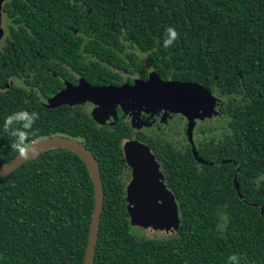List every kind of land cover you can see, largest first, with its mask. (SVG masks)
Wrapping results in <instances>:
<instances>
[{
    "label": "trees",
    "instance_id": "1",
    "mask_svg": "<svg viewBox=\"0 0 264 264\" xmlns=\"http://www.w3.org/2000/svg\"><path fill=\"white\" fill-rule=\"evenodd\" d=\"M168 27L179 39L165 49ZM1 29L0 87L16 78L50 99L77 80L118 85L150 71L220 100L218 124L194 138L212 165L187 141L178 152L143 141L170 177L177 217L174 232L150 239L128 220L126 125H97L83 104L46 108L16 85L0 92V167L18 154L3 125L19 111L39 114L25 147L59 137L93 158L102 204L92 264H264V0H5ZM93 204L73 152L25 161L0 180V264H83Z\"/></svg>",
    "mask_w": 264,
    "mask_h": 264
},
{
    "label": "water",
    "instance_id": "2",
    "mask_svg": "<svg viewBox=\"0 0 264 264\" xmlns=\"http://www.w3.org/2000/svg\"><path fill=\"white\" fill-rule=\"evenodd\" d=\"M4 1L5 0H0V38L2 36L1 7ZM11 85H16L17 87L33 93L39 103L46 108H56L61 105L72 106L84 102H93L98 106H101L107 115H109L113 106L117 104H119L123 113L126 112L124 107H130V109L135 107L138 109L142 105H147L152 108L163 109L169 113L180 114L187 120L185 136L190 146L192 157L198 163L212 165L202 162L197 157L191 141V133L195 120L198 119L197 112H209L203 111L208 107V104H203V102H208V95L210 94L199 85L160 81L157 76L151 72L145 81L135 80L132 85L124 84L118 87H91L84 82H79L75 88L68 87V94L66 98L62 100H57L60 92L50 99H44L36 89L26 86L22 80L16 78L9 79L4 87H0V92H7ZM61 92H63V90ZM191 97L196 98V101L192 102ZM54 148H64L76 154L85 164L93 184L94 204L83 262V264H92L98 220L102 204V191L96 164L89 152L81 144L71 139L59 137L44 138L31 143L25 147L26 154L24 157L17 154L0 167V180L13 169L35 155ZM128 164L130 167L133 166L132 170L134 174L137 169L135 166L136 163L132 164V162L128 160ZM133 179L131 186L135 184L133 183ZM126 195L130 203L129 206H131V197L133 195L131 189L127 191ZM143 198L142 221L144 226L151 231L161 234L169 233L168 235H170L173 231L175 221H177L176 205L172 195L169 194L163 186L154 181L146 186ZM130 208L131 207H129V210ZM134 226L136 227L135 224Z\"/></svg>",
    "mask_w": 264,
    "mask_h": 264
},
{
    "label": "flooded vegetation",
    "instance_id": "3",
    "mask_svg": "<svg viewBox=\"0 0 264 264\" xmlns=\"http://www.w3.org/2000/svg\"><path fill=\"white\" fill-rule=\"evenodd\" d=\"M149 72L150 71H145V78H143V79L139 75H123L122 74V78H123L122 83H120L118 85H106V86L107 87L108 86L118 87V86H121L124 84L132 85L133 81H135V80L145 81V80H147L148 75L151 73V72L150 73ZM126 79H128L129 84L125 82ZM78 83H79V80H77V83L75 85H70V86L66 85L65 87H67L66 89H68V87L75 88ZM106 86H101V87H106ZM96 87H100V85L99 86L97 85ZM59 90L61 92L62 88ZM82 104L87 105L88 111L90 110V112L93 108V112H95V115L97 113V110L99 113V109H98L97 104H95L93 102H84ZM82 104H79V105H82ZM94 105L97 106V110L95 109ZM218 108H219L218 111L220 113V117H222V114H223L222 108H221V106H218ZM148 109H152V107H150ZM112 110H113V112H112ZM112 110L110 111V113L111 112L112 113L111 114L109 113V116L107 115V119L104 122L95 121V119H94L95 115H93L94 113H92L91 117H92V120L97 125H100V126L111 127L117 120H120L124 125L127 126V128H128L127 132L129 134L130 138L129 139H123L121 141V154H122L123 159L127 158L126 155L123 153V150H122L123 144L126 142L132 141L136 144H140V145L144 146L145 149L148 150V152H149L150 148L147 145H145V143L143 141L149 142L152 146H154V145L157 146V144L159 145V144H162L163 142H165L166 144L170 145V146L166 145L169 150H172L174 152H178L179 150L182 149V145H181L182 141H185V142L187 141L186 136H185V130H186L185 127L187 126V122H186V119L183 116H181L180 114H173V113H169L168 111H165L163 109L155 108V110H158L160 113L158 114V116H150L151 112H147V110H145L144 113L140 112L141 114H139L135 118L137 121L135 120L133 122V125H132V123H130L131 121L129 119V116L121 111L119 104L114 105ZM163 112H166V114H167L164 117V120L159 118L161 116V114H163ZM100 119H102V118L100 117ZM163 121H164V123L161 125V128L158 129L157 128L158 123L163 122ZM205 121H207V120H203L201 122H199L198 120H195V124H194L193 130H192V133H191V141L193 143V146H194V141H195L194 138L197 135H199L200 125L203 124ZM139 122H142L141 126H139ZM156 132H157V137H154L153 135L156 134ZM172 135L178 137L180 145H174L171 143L170 137ZM189 148H190V146H189ZM134 152H135V149H134ZM141 155L144 156V154H141ZM156 163L158 165V170L161 174L160 176H158L159 183L161 185L163 184L164 185L163 188H165V190L169 194H171L170 190L166 187V183H168V181L170 180V177L163 170V168H164L163 165H160L158 163V161ZM124 165L126 167V162L124 163ZM127 167H126V175L128 176V181H129L131 176L133 175V170L129 169V167L128 168Z\"/></svg>",
    "mask_w": 264,
    "mask_h": 264
},
{
    "label": "rangeland",
    "instance_id": "4",
    "mask_svg": "<svg viewBox=\"0 0 264 264\" xmlns=\"http://www.w3.org/2000/svg\"><path fill=\"white\" fill-rule=\"evenodd\" d=\"M67 94H68L67 89L63 90V92H60V95L57 100H62L66 98ZM191 100L192 102L196 101V98L191 97ZM203 104H208V107L205 108L203 111H209V112L208 113L207 112L200 113V111L197 112V116H198L197 120L199 122L203 120H207L203 124L200 125V129L212 128L213 124L215 123L218 124L219 119L217 120L215 113H217L219 110L218 106H220V100L215 99L212 95L211 96L208 95V102H203ZM94 107L97 110V106L94 105ZM148 108L150 107L147 105H142L138 109H136L135 107H132L131 109L130 107H124V110L126 111L125 114L129 116V119L131 121L130 123H132L133 125V122L136 120L135 118L139 114H141L140 112L144 113L145 110H147V112H151L150 116H158V114L160 113L158 110H155V108H152V109H148ZM98 109H99V113L97 110L96 115H95V112L93 114L95 115L94 119L95 121H98V122H104L107 119V113L101 106H98ZM166 115H167L166 112H163V114H161L159 118L164 120V117ZM100 117L102 119H100ZM163 123L164 121L159 122L157 128L160 129ZM141 125H142V122H139V126ZM153 136L157 137V132ZM170 141L174 145H180V142L177 136L172 135L170 137ZM134 149H135V152H134ZM122 150H123V153L126 155L127 159L130 162H132V164L136 163L135 166L137 168L136 172L133 174L134 179H133V175L131 176L133 179V183L135 184L129 187V189H131L133 193L131 197L132 205L129 206L131 207L130 208L131 214L128 217L129 223H131L132 225L134 224L136 225L141 236H145L150 239H157L159 237L165 238L169 233L161 234L155 231H151L144 226V223L142 221L143 220L142 219V209H143V199H144L143 196H144V191L146 189V186L154 181L160 184L156 168L154 167L152 159L148 155V150H146L144 146L140 144H136L132 141L124 143ZM141 154H144V156ZM127 166L129 167L128 163L126 162V167ZM161 186H163V184ZM176 224H177V221H175L172 232L175 231Z\"/></svg>",
    "mask_w": 264,
    "mask_h": 264
},
{
    "label": "clouds",
    "instance_id": "5",
    "mask_svg": "<svg viewBox=\"0 0 264 264\" xmlns=\"http://www.w3.org/2000/svg\"><path fill=\"white\" fill-rule=\"evenodd\" d=\"M179 39V33L173 27L166 29L163 47L165 49L171 48L173 44ZM39 119V114L36 112L19 111L8 115L4 120V130L8 132L13 141L10 147L15 149L21 157H24L25 146L29 141V135L32 132L33 125ZM19 125V127H13ZM230 264H240L239 258L236 255L229 257Z\"/></svg>",
    "mask_w": 264,
    "mask_h": 264
}]
</instances>
